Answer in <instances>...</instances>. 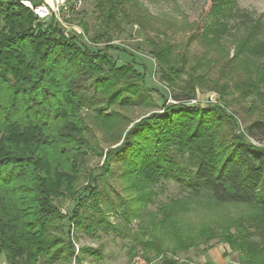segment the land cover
I'll list each match as a JSON object with an SVG mask.
<instances>
[{
    "label": "trees",
    "instance_id": "obj_1",
    "mask_svg": "<svg viewBox=\"0 0 264 264\" xmlns=\"http://www.w3.org/2000/svg\"><path fill=\"white\" fill-rule=\"evenodd\" d=\"M92 1L104 22L96 39L109 40L105 28H118L123 2ZM210 2L209 20L201 26L200 36L209 44H219L232 29L228 20L238 18L241 28L236 24L234 29L240 35L230 70L241 72L236 63H244V79L234 87H225L226 79L210 85L205 82L208 60L198 75L195 68L185 70L182 55L174 59L171 47H153L160 80L169 77L171 83L177 82L186 71L188 79L176 97L180 103L166 106L162 96V111L136 122L122 111L153 105L147 96L151 91L145 84V70L136 69V54L111 45L87 48L74 36L65 37L54 21L38 22L18 0H0V256L6 264H82L83 255L100 257V250L88 247L75 254V230L83 227L89 236L96 230L116 231L107 220L109 212H122L129 223L131 210L128 200L114 203L111 192L120 198L119 192L133 191L139 201L149 203L154 195L151 188L160 179L172 180L190 198L209 196L216 207L250 208L253 216L248 226L264 238V147L234 134L236 122L224 108L235 100L205 107L190 106L188 100L196 87L221 94L240 92L242 101L252 96L263 111L246 127V134L257 142L264 140L262 26L260 19L252 20L237 10L233 0ZM112 49L130 61L117 65L108 54ZM87 86L92 93L85 92ZM84 111L91 116L85 117ZM96 132L104 136L106 148L100 147ZM89 155L101 164L84 171ZM62 200L76 201L65 215L58 208ZM171 218L164 209L160 225L171 234L172 249L166 252L174 256L190 249L195 239L181 236L173 224L168 227ZM230 228L226 226L219 237L241 253L240 264H264V246L258 250L261 243H255L253 251H247L246 240L236 242ZM206 235L217 237L209 230L201 236ZM153 245L143 242V249L161 256L157 264H188L165 256L158 242Z\"/></svg>",
    "mask_w": 264,
    "mask_h": 264
},
{
    "label": "rangeland",
    "instance_id": "obj_2",
    "mask_svg": "<svg viewBox=\"0 0 264 264\" xmlns=\"http://www.w3.org/2000/svg\"><path fill=\"white\" fill-rule=\"evenodd\" d=\"M233 1L237 10L247 14L252 20L260 19L264 35V0ZM67 2L68 11L64 12L63 24L70 29V36H74L79 44L95 50H100L105 45L119 47V49L126 48L136 54V69L140 73L145 70V84L151 91L147 93V96L150 97L153 105L132 106L128 110H123L122 112L128 115L131 121L136 120L137 122L143 115H149L155 110L161 112L159 106L162 103V96L166 100V106L180 103L176 97L184 91L183 85L188 79L186 71V75L185 73L181 74L180 80L177 82L171 83L169 77L167 81L160 80L157 73L158 63L151 54L153 47L158 49L164 46L171 47L173 57L176 54L184 57L185 70L189 71V69L195 68L198 75L203 72L201 66L205 63V59L208 60L209 74L205 77V82L210 85V82L221 84L226 79L225 87H234L236 82L245 77L244 72L247 69L242 62L236 63L241 72L238 69L234 72L230 70L235 66V61H231V63L230 59L234 54L233 49L238 40L237 37L240 35L234 29L236 24L241 28L238 18L228 20L232 29L219 44H209L200 36L201 26L209 20L207 13L211 6L210 0H122V17L117 23L118 28L113 26L105 28L109 40H107L108 38L96 39V32H98V28L103 29L104 22L102 15H97L92 0H67ZM124 17H127L128 20ZM134 19L137 22L133 21ZM83 24H85L87 32ZM58 28L63 34L62 26L58 25ZM223 52L228 54V58ZM108 54L117 65H123L130 61L129 57L118 49H112ZM216 60L217 62H214ZM169 64L176 66V62ZM204 71H206V67H204ZM85 92L92 93V87L87 86ZM193 96L188 100L189 102L194 100L195 104L190 106L205 107L216 104L223 106L225 105L223 100H235L231 107H223L236 122L234 134L243 136L253 146L264 147V140L257 142L246 134V127L259 118L260 111H263L262 106L254 105L252 96L242 101L240 92L236 93L230 90V94L224 91L221 94L201 87L195 88ZM210 98L213 101H210ZM256 105H258L257 101ZM83 114L88 118L91 116L90 111H84ZM95 134L98 139L100 138V147L106 148L107 143L102 141L104 136L99 132ZM99 164H101L99 158L89 155L84 171H90ZM83 182L84 177L82 176L81 185ZM115 186L119 188L120 182L115 183ZM151 189L154 195L149 203L139 201L136 197L137 194L133 191L119 192L120 198L111 192V200L113 199L114 203H120L121 198L128 200L131 210L128 216L129 223L123 218L122 212H109L107 220L117 229L116 231L110 230L104 233L96 230L93 236H89L84 232L83 227H78L75 230V235L72 237L75 254H79L80 249L84 247L98 249L101 252L100 257L83 255L82 264H131L136 258L145 260L147 264H157L161 256L155 254L154 250L143 249V242L146 241L152 247L154 242H158L160 248L164 249V255L174 258L178 263L240 264L241 253L232 251L227 243L220 240L219 235L222 236L226 226H231L229 234L236 242L246 240L247 251H253L252 246L255 243H261L258 250L264 246L263 236L248 226L249 219L253 216L250 208L234 205L216 207L210 203L209 196L204 195L190 198L188 191L172 180L160 179ZM75 204V200H62L58 203V208L65 215L71 211ZM174 204L175 208L172 206ZM166 208L173 217V219L171 218L173 221L170 220L168 227L173 224L181 236L195 239L190 249L185 252L177 251L174 256L166 252L172 249L171 234L168 229L165 230L160 225L163 210ZM108 211L105 209V212ZM132 215L135 216L131 217ZM236 223H241L242 226L237 227ZM207 230L215 232L217 237L216 235L201 236ZM0 264H6L3 256H0ZM66 264L74 263L71 261Z\"/></svg>",
    "mask_w": 264,
    "mask_h": 264
},
{
    "label": "built area",
    "instance_id": "obj_3",
    "mask_svg": "<svg viewBox=\"0 0 264 264\" xmlns=\"http://www.w3.org/2000/svg\"><path fill=\"white\" fill-rule=\"evenodd\" d=\"M8 1V0H6ZM18 2L30 10L36 17L38 22L54 21L57 25H61L63 30V35L65 37H70L69 28L63 24L64 23V12L68 11L67 0H18ZM210 101L211 100L210 98ZM190 105L195 104L192 100L189 102ZM131 264H147L145 260L136 258Z\"/></svg>",
    "mask_w": 264,
    "mask_h": 264
}]
</instances>
